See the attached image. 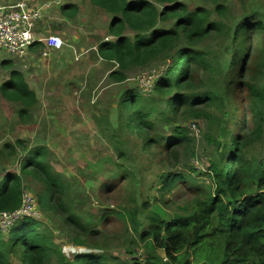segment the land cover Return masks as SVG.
I'll use <instances>...</instances> for the list:
<instances>
[{
	"label": "trees",
	"instance_id": "1",
	"mask_svg": "<svg viewBox=\"0 0 264 264\" xmlns=\"http://www.w3.org/2000/svg\"><path fill=\"white\" fill-rule=\"evenodd\" d=\"M86 1L111 15L108 32L113 40L102 41L97 54L104 63L117 65V70L109 74L113 82H125L130 71L145 68L156 60L169 63L152 93H142L137 85V88L127 89L119 102L121 116L125 119L124 128L129 130L130 136L139 135L141 148L151 150L157 146L172 152L175 148L184 147L187 153V145L191 142L185 126L177 125L166 135L156 132L152 112L145 108L146 95L155 94L159 101L165 100L173 120L182 113L194 119L204 117L215 122L209 111L222 112L226 119L221 120V124L225 122L221 127L222 133L216 137L207 134L208 142L215 146V155L209 159L208 167L202 173L210 186L197 187L187 184L182 173H166L158 179L161 183L158 194L162 196L160 199L155 197V202L151 203L149 197L151 185H146L142 189L145 200L141 207L122 205V211L108 210L107 215L86 217L71 202L70 183L54 172L46 147L30 148L22 140L17 146L5 144L0 149V156L18 157V148L24 153L18 171L6 170L0 179V214L20 209L25 191L24 179L35 180L41 185V191L36 194L39 211L45 212L50 220L55 217L60 220L61 228L67 232L73 247L90 251L78 253L68 260L56 243L52 229L42 218L24 217L7 231L0 229V264H13L10 259L13 255H19L21 264L117 262L118 259L109 253L94 251L103 248L93 237L97 235L95 225L102 224L108 216L122 221L125 234L132 241L129 243L134 244L138 237L149 250L144 260L135 257L134 250H129L132 256L117 264H191V253L217 255L216 259L210 255L207 257L206 261L213 264H264V158L253 152L255 143L264 136V39L260 62L251 64L246 70L249 50L243 49L240 69H233L235 63L231 62L230 73L223 69L221 58L212 57L199 48L212 35L227 37L237 43L242 38L247 41V33L254 29L264 38V13L255 10L235 28L227 30L221 20H211L209 9L198 7L190 11L181 0ZM216 11L221 17H226L228 9L217 3ZM79 12L80 7L76 4L67 3L61 7L62 15L71 20ZM171 21L174 25H165ZM42 46L43 43L39 42L30 50ZM12 65V61H8V68ZM204 73L209 75L207 79L204 76L206 84L201 77ZM233 78H237L236 88L244 94L240 110L245 112L240 133L234 131L235 112L229 110L235 92L231 87ZM198 87L204 88V92L191 91ZM185 89L190 92L183 91ZM0 97L20 105L18 114L21 120L28 119L29 110L38 103L36 93L18 71H13L11 78L0 84ZM160 111L167 120V111ZM250 122L252 127H249ZM116 150L121 160H128L129 154L124 147ZM190 154L195 155L194 152ZM117 178L122 182L127 180L131 185L136 180L129 167L121 170ZM179 182L187 184L186 187L196 195L192 201L172 208L169 201L164 200L165 195L172 193ZM141 212L147 216L141 217ZM159 251L165 252L167 261H163Z\"/></svg>",
	"mask_w": 264,
	"mask_h": 264
},
{
	"label": "rangeland",
	"instance_id": "2",
	"mask_svg": "<svg viewBox=\"0 0 264 264\" xmlns=\"http://www.w3.org/2000/svg\"><path fill=\"white\" fill-rule=\"evenodd\" d=\"M18 1L20 0H0V4ZM27 1L32 6L51 3L50 0ZM57 1L53 0V3ZM64 2H73L80 6L78 16L71 22H65L68 19L62 15L59 6L53 10V14H47L37 31L38 36L51 34L61 36L65 41L61 50H52L44 56L42 46L32 50L25 59L0 55V84L10 79L13 71H18L24 75L38 97V103L29 110L28 119L25 120L19 117V104L0 97V149L5 144L17 146L19 140L24 141L30 148L46 147L49 153L48 160L54 172L61 174L70 183L71 202H74L80 213L86 217L107 215L108 210L122 211L120 208L122 205L141 207L145 200L142 189L146 185H151L149 197L151 203L155 202V197L160 199L162 196L158 194V188L161 186L158 179L166 173H182L187 184H194L197 187L210 186V182L202 174L208 167L209 159L215 155V146L208 142L207 134L216 137L222 133L221 127L225 122L221 124V120L226 121L222 112L215 109L209 111L215 122L204 117L194 119L182 113L178 115L177 120H173L165 100L159 101L155 94L146 95L145 108L146 111L152 112L156 132L166 135L173 132L177 125L185 126L189 130L191 142L187 145L189 148L187 153L184 147L175 148L172 152L157 146L151 150L141 148L139 135L130 136L129 130L124 128L125 119L121 116L119 102L127 89L137 88L138 82L147 84L150 78L155 76L156 85L159 77L165 74L169 63L162 59L156 60L145 68L130 71L125 82H113L109 74L117 70V65L104 63L97 54V47L102 41L113 40L108 32L111 15L109 17L106 12L94 8L86 0H61L59 5ZM181 2L190 11L198 7L209 9L212 14L211 20H221L227 30L230 27L235 28L255 10L264 13V0H181ZM217 3L227 7L226 17H221L216 11ZM165 25L172 26L174 22ZM252 30L247 33V41L246 38H242L240 42L234 43L227 37L212 35L205 39L199 48L212 57L221 58L223 69L228 72L231 62L235 63L233 69L237 71L240 69L243 49L248 48L245 64L247 70L251 64L260 62L263 48V36L257 30ZM66 33L71 37L65 38ZM182 44L185 45V41ZM240 45H243L242 48H239ZM8 61H12L11 68H8ZM204 76L205 79L209 77L204 73L202 79ZM238 83L237 78L232 79L231 87L235 88V92L229 107L230 111L235 112L232 126L236 133L242 131L241 119L245 112L240 110L244 94L236 88ZM183 91L190 92L189 89ZM191 91L204 92V88L198 87ZM160 110L167 111V120L161 116ZM193 123L198 128H193ZM249 127H252V122L249 123ZM255 144L253 152L264 158V136ZM119 147H124L129 154L127 161L119 158L116 150ZM17 151L19 156L12 159L6 158L8 154L0 156V179L6 170L18 171L24 152L20 148ZM175 151L178 154L177 158ZM189 152H194L195 155ZM127 167L135 173L136 180L133 185L127 180L122 182L117 178L118 173ZM181 183L179 182L172 193L165 195L164 200L169 201L172 208L184 205L185 201H192L196 195L193 190L186 187L187 184ZM24 187L35 199L36 194L41 191V185L30 178L24 179ZM145 193L147 195V191ZM156 208L154 207V210ZM36 210L38 217L52 229L56 243L68 260H72L78 253L90 251L88 248H72L74 245L67 237V232L61 228L60 220L57 217L50 220L38 207ZM140 215L147 216L145 212H141ZM94 232L97 235L93 237L97 238L103 247L94 251L106 252L118 259L117 262L111 260L109 264L127 261L132 256L129 250H134L135 257L142 260L148 257L146 243L137 237L134 244H131V238L125 234L122 221L114 216H108L102 224L95 225ZM159 255L163 261H167L164 251H159ZM208 255L213 259L217 258V255L209 253L200 255L191 253V264H213L206 261ZM18 256H11L13 264H21Z\"/></svg>",
	"mask_w": 264,
	"mask_h": 264
},
{
	"label": "built area",
	"instance_id": "3",
	"mask_svg": "<svg viewBox=\"0 0 264 264\" xmlns=\"http://www.w3.org/2000/svg\"><path fill=\"white\" fill-rule=\"evenodd\" d=\"M61 1V0H59ZM50 3L32 6L27 0L16 3L0 4V55L11 56L14 59H25L36 43H43L42 55H48L52 50H61L65 41L59 35L38 36L40 23L44 20L46 9ZM154 78L147 84L139 83L138 88L144 94L155 90ZM196 129V125L192 124ZM198 128V127H197ZM199 131V130H198ZM27 191V190H25ZM23 194V205L13 213L0 214V229L7 231L17 220L24 217H38L36 199L27 191ZM72 248H74L72 246Z\"/></svg>",
	"mask_w": 264,
	"mask_h": 264
},
{
	"label": "crops",
	"instance_id": "4",
	"mask_svg": "<svg viewBox=\"0 0 264 264\" xmlns=\"http://www.w3.org/2000/svg\"><path fill=\"white\" fill-rule=\"evenodd\" d=\"M4 1V0H3ZM45 1H48V0H45ZM44 1V2H45ZM51 1V5H50V7L49 8H47L46 9V12H45V17H44V19L47 17V14L49 15V14H53V10L55 9V8H58L59 6V8H61L62 7V5L64 4V3H66L67 4V2H64L62 5H59V0L57 1V2H54L53 3V0H50ZM68 4H73V2H69ZM80 7V6H79ZM56 14V13H55ZM55 14H54V16H55ZM57 15V14H56ZM108 16H109V14H107ZM110 17V16H109ZM57 18H58V16H57ZM48 19V18H47ZM68 20H65V22H71V21H73V20H71V19H69V18H67ZM48 23L49 22H47V25H48ZM52 35V34H51ZM45 36V35H44ZM65 38H69V37H71V36H68V33H66L65 35ZM79 53H81V52H79ZM82 53H84V52H82Z\"/></svg>",
	"mask_w": 264,
	"mask_h": 264
}]
</instances>
